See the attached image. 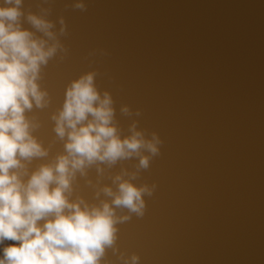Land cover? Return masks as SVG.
I'll list each match as a JSON object with an SVG mask.
<instances>
[{"label":"water","instance_id":"1","mask_svg":"<svg viewBox=\"0 0 264 264\" xmlns=\"http://www.w3.org/2000/svg\"><path fill=\"white\" fill-rule=\"evenodd\" d=\"M22 11L49 20L60 44L37 81L47 104L25 113L47 150L29 175L65 154L53 116L89 73L121 138L135 124L160 141L156 155L141 149L146 169L138 156L97 161L71 182L70 200L90 206L111 203L102 189L116 192L117 175L151 190L142 215L113 205L128 218L100 264H264V0H24Z\"/></svg>","mask_w":264,"mask_h":264},{"label":"clouds","instance_id":"2","mask_svg":"<svg viewBox=\"0 0 264 264\" xmlns=\"http://www.w3.org/2000/svg\"><path fill=\"white\" fill-rule=\"evenodd\" d=\"M23 3L0 2V244L13 242L3 248L0 264H100L105 248L116 241V223L128 218L116 217L113 205L142 215V195L151 190L117 175L116 192L102 189L111 203L90 206L82 198L70 200L71 182L97 161L111 166L138 156L139 167L146 169L149 157L141 149L156 155L160 141L155 134L145 139L135 124L121 138L112 98L107 92L101 96L89 73L69 85L62 109L53 116L56 134L67 138L65 154L28 174L25 162L46 156L47 150L32 135L38 125L25 113L33 103L47 104L37 81L60 44L53 24L43 15L25 14ZM25 21L30 28L23 27ZM122 111L128 113L126 107Z\"/></svg>","mask_w":264,"mask_h":264}]
</instances>
